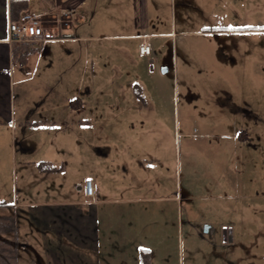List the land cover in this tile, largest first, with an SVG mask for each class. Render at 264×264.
Returning <instances> with one entry per match:
<instances>
[{"label":"crops","instance_id":"crops-1","mask_svg":"<svg viewBox=\"0 0 264 264\" xmlns=\"http://www.w3.org/2000/svg\"><path fill=\"white\" fill-rule=\"evenodd\" d=\"M260 1L0 0V203L9 204L17 217L19 264H256L242 249L244 227L252 234L253 226L264 225L258 213L245 205L204 201L221 189L212 182L203 201H195L187 184L190 201L185 202L179 167L173 169V187L168 185L172 166L160 164L171 157L164 147L175 152L180 139L165 144L153 131L170 130L162 115L174 113L177 136L189 145L225 137L230 102L219 100L217 87L209 94L218 97V105L208 111L223 118L207 128L222 132L195 137L194 125L206 122L194 116L181 127L180 83L190 88L198 76L193 63L216 71V61L194 43L196 36L234 35L238 47H246L244 53L238 50L240 56L257 51L253 41L264 34ZM25 12L43 15L51 37L11 42L9 19ZM143 44L151 54L141 53ZM247 63L246 56L242 64ZM51 81L63 86L51 88ZM67 86L73 87L70 94L54 96L63 98L62 106L45 109L64 120L40 123L44 116L35 118L42 113L35 100ZM98 92L106 102L123 101L107 103L102 119ZM231 113L236 139L248 142L252 128L243 115L254 113L238 105ZM36 128L47 137L28 132ZM99 129L107 131L104 145ZM51 130L58 131L55 138ZM67 131H74L72 144ZM215 146L212 164L221 163L220 143ZM88 179L94 197L85 191Z\"/></svg>","mask_w":264,"mask_h":264},{"label":"rangeland","instance_id":"rangeland-1","mask_svg":"<svg viewBox=\"0 0 264 264\" xmlns=\"http://www.w3.org/2000/svg\"><path fill=\"white\" fill-rule=\"evenodd\" d=\"M259 14L260 20H264V1H260L259 3ZM195 42H198V44L203 46L204 49H202L203 51L201 52H203L205 56L216 61V64L213 67L216 71H209V69H207L209 68L208 66L198 67L201 65L196 63L191 65L194 70L192 73L199 77H194V81H192V84L189 86L190 88H188L186 84L180 83V124L181 127L185 126L188 124V118L190 116L193 118L194 116L198 120L206 122V127L203 122V124L196 123L194 125V128H196V130H194L195 137H200V134L204 131L215 134L221 133L222 131L220 130L215 131L208 129L207 127L212 126L214 119H222L223 113L217 115L214 111H212L213 114L208 110H211L210 108H214L218 105L215 102L218 97L220 98L219 100L226 98V100L230 102V105L229 108H225L224 110L226 111L227 117L225 137H217L209 139L208 141L196 142L195 144L191 143L190 147L182 135L177 136L174 113L170 115L165 113L162 117L165 118L167 116L166 121L168 122L170 130L153 131L155 133L154 137L156 136L158 139L161 138L165 144L168 142L167 139H173L174 142L175 139H180V144L175 147V152L174 147H172L173 152L171 146H169V148L164 147L167 154L171 157L168 162H161L160 164L172 166V172H170L171 178L168 181V185H172L173 187L176 185V180L172 173L179 167V174L180 171L182 172L185 202L190 201V199L187 198V184H189V187H191L190 190H193L194 194H196L199 199H196L195 201H203L202 196L206 188L210 187L212 183H216V187L219 185L221 189L216 190L215 195H211L212 198L209 196V198H205L206 200L204 201L209 203H216L218 201L233 203L236 204L237 207L245 205L249 211L252 210L254 213L257 212L264 224V34H259L256 41H253V45L257 47V51L252 50L244 56H240L238 50L242 49V52L244 53L246 47H238L240 41L234 35H216L211 37L196 36L194 37V43ZM105 45V42L99 43V46L103 48L100 54V58L103 60H105L107 56ZM197 55V51H194V56L197 57ZM217 55L219 59L217 58ZM246 56L248 57V63L247 65H244L242 63ZM179 58L180 60L183 58L181 53ZM238 60L240 62L239 64ZM197 69L202 70L204 76H207L208 74L211 75L210 79L207 80L209 78V76H207L206 79L204 78L206 80L205 82V80L202 79L203 75H201ZM102 70L104 72L103 74L106 75L105 67ZM241 75H243V77ZM171 84H173L174 87V82L172 80ZM49 85L51 88H56L60 85L61 87L63 86V84L54 81L49 82ZM213 87H217L218 91L221 93L216 98L213 96L210 97L209 94ZM25 88H27V86ZM72 89V86H67L65 90L62 88V91H59L58 89L55 91H49V93L47 92L44 94L48 95L47 98H43L40 101L35 100L34 103L40 109L38 111H42L41 114H35V118L40 120L41 115L44 116L43 119L40 120V123L44 125L53 124L55 121L62 122L64 120H61L60 118L62 115L53 114L52 111H45V109L48 107L51 108L52 106H62L63 98L61 97L65 94H70ZM39 90L40 89L36 91ZM188 91L195 95L194 99L190 98ZM39 92L42 93L43 90L41 89ZM55 95H60L61 97L56 99L54 97ZM98 95L99 97H97V101L100 108V119L105 117V115L101 113V109L105 108L107 105L110 106L111 103L117 104L123 102L122 99L119 100L117 98L107 100L106 102V100H102L101 92H98L97 96ZM189 103H191V105H188ZM43 105L44 107L42 109L41 106ZM192 105L194 107H192ZM236 105L243 110H250L254 113L253 117L251 116L252 114H247L246 116L243 115L245 118L247 117V121H245L246 125L248 124L251 126L250 128H252L248 130V133L251 136L248 142H242L239 138L236 139V128L238 124L236 126V124L232 122L236 115L231 113V110H233ZM188 107L191 109L188 110ZM67 117L65 116L64 118L66 119ZM40 127H44L45 129L46 126L40 124ZM44 129L36 128L33 131L28 130V132L31 134L34 133V137L38 139L42 136L47 137ZM179 132L183 133L184 131L183 129H180V131L178 130V133ZM57 133L58 131L51 130V138H55ZM98 133L99 144L104 145L107 143V131L99 129ZM67 134L73 136L74 131H67ZM67 139H71V144L75 141L74 136L72 138L68 135ZM216 142L218 144L220 143L217 152L221 155V163L212 164L210 159L213 156V148L216 147ZM37 145L38 144H36V146ZM188 148L193 150L192 155H189ZM60 149L63 150V147ZM164 153L165 151L163 154ZM134 155L136 154L134 153ZM222 157H224V160ZM188 172L191 173L190 178L187 177ZM58 176L62 177L60 174H58ZM58 181L63 184L62 179H58ZM180 183L181 179H179V184ZM39 189L41 191L42 188L39 187ZM22 197L23 196H21V198ZM3 213H10V211L0 209V214ZM253 227L252 234L248 227H244L243 237L246 242L244 243L242 251L245 253V250H248L250 255L253 256V260L256 264H264V225H259L258 227L256 224Z\"/></svg>","mask_w":264,"mask_h":264},{"label":"built area","instance_id":"built-area-1","mask_svg":"<svg viewBox=\"0 0 264 264\" xmlns=\"http://www.w3.org/2000/svg\"><path fill=\"white\" fill-rule=\"evenodd\" d=\"M9 39L11 42L23 43L33 42L39 39L51 37L46 34L45 18L43 15L25 12L18 18L9 19L8 23ZM141 53L151 54V47L148 44L141 46ZM87 195L94 197L96 194L94 182L88 179L85 183Z\"/></svg>","mask_w":264,"mask_h":264},{"label":"trees","instance_id":"trees-1","mask_svg":"<svg viewBox=\"0 0 264 264\" xmlns=\"http://www.w3.org/2000/svg\"><path fill=\"white\" fill-rule=\"evenodd\" d=\"M17 18V17H16ZM7 203H0V209L8 210ZM15 212L0 214V264H19L18 250L22 243L18 239ZM147 263V258L145 259Z\"/></svg>","mask_w":264,"mask_h":264}]
</instances>
